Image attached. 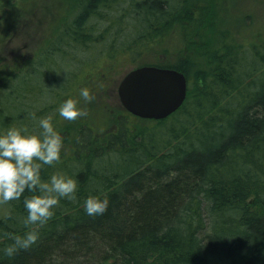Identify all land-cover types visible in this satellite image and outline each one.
<instances>
[{
  "label": "trees",
  "instance_id": "16d2710c",
  "mask_svg": "<svg viewBox=\"0 0 264 264\" xmlns=\"http://www.w3.org/2000/svg\"><path fill=\"white\" fill-rule=\"evenodd\" d=\"M20 1L0 0V26ZM128 1L134 13H144L143 27L153 20L160 27L170 19L163 0ZM110 5L88 0L76 27L93 13L105 15ZM79 27L64 37L80 41ZM226 51L201 57L212 72H200L206 77L200 96L189 92L172 115L185 110L187 102L191 105L192 118L176 134L161 120L157 125L164 124L162 130L143 132L142 139L122 123L105 137L106 145L89 132L69 133L57 123L63 102L52 105L44 95L50 82L46 68L39 65L22 81L0 77V133L17 127L38 134L39 118L52 117L66 135L63 144L72 149L62 151L59 161L42 165L41 178L68 172L78 184L75 198L61 197L42 225L24 222V198L36 193L26 190L20 199L0 203V264H149L151 259L154 264H264V50L253 49L250 58L243 51ZM34 90L40 92L37 99ZM89 196L107 197V211L87 215L84 201ZM28 231L39 233L37 242L8 256L5 247Z\"/></svg>",
  "mask_w": 264,
  "mask_h": 264
},
{
  "label": "rangeland",
  "instance_id": "374dc122",
  "mask_svg": "<svg viewBox=\"0 0 264 264\" xmlns=\"http://www.w3.org/2000/svg\"><path fill=\"white\" fill-rule=\"evenodd\" d=\"M163 1L165 11L170 9L177 13L169 14L170 20L161 22L160 27L155 20L151 22L153 27L151 23L143 27L139 21L144 13H134L130 1L108 0L111 5L102 10L105 15L93 13L84 21L89 24L78 30L82 35L79 41L76 36L67 40L64 34L76 32L79 26L76 27L75 20L88 6V0H21L0 26V77L8 74L21 81L23 77L29 79L41 65L49 71V91L44 93L48 102L55 105L61 99L64 102L72 98L87 111L86 116L76 120L58 116L57 123L69 133L80 130L94 136L90 129L94 128L103 137L116 130L118 119L122 118L124 124L129 121L124 116L126 109L120 99L119 86L133 70L143 66L182 67L187 71L189 92L197 98L198 89L206 81L200 72H212L201 57L227 55L226 47L230 49L229 54L243 51L240 54L247 58L253 56V49L264 50V0ZM124 9L126 12L118 16ZM179 9L185 11L180 13ZM110 10L112 13L108 14ZM186 11H192L191 16H187ZM185 59L190 62L184 63ZM200 61L203 66H198ZM258 64L255 60L253 65ZM83 87L92 92L91 102L80 96ZM34 91L37 99L40 92ZM186 106L179 115L162 120L173 135L185 120L192 118L189 102ZM157 122L131 118L130 126L133 135L139 134L143 139V132L162 130L165 125H157ZM61 136L66 142V135L61 133ZM99 139L105 142L104 138ZM70 148L63 144L62 151L69 153ZM249 201L256 208L254 197ZM154 262L155 259H151L149 264Z\"/></svg>",
  "mask_w": 264,
  "mask_h": 264
},
{
  "label": "clouds",
  "instance_id": "9594fccd",
  "mask_svg": "<svg viewBox=\"0 0 264 264\" xmlns=\"http://www.w3.org/2000/svg\"><path fill=\"white\" fill-rule=\"evenodd\" d=\"M80 96L91 102L94 96L88 87L80 89ZM79 101L66 99L59 106V115L65 120H76L87 115ZM35 118V114H33ZM41 131L31 134L27 128L10 127L0 133V203L20 199L27 190L36 193L24 198L27 210L26 225L44 224L55 213V206L61 197L74 199L77 193V180L63 174H53L49 180L41 178L42 165H51L61 159L63 137L54 126L52 117L39 118ZM109 199L89 196L84 201L87 215H101L107 211ZM39 233L28 231L16 237L13 244L5 247L8 256L19 249H27L37 242Z\"/></svg>",
  "mask_w": 264,
  "mask_h": 264
},
{
  "label": "water",
  "instance_id": "95a60500",
  "mask_svg": "<svg viewBox=\"0 0 264 264\" xmlns=\"http://www.w3.org/2000/svg\"><path fill=\"white\" fill-rule=\"evenodd\" d=\"M124 108L146 120H164L186 102L188 81L174 69L144 66L126 75L119 86Z\"/></svg>",
  "mask_w": 264,
  "mask_h": 264
},
{
  "label": "flooded vegetation",
  "instance_id": "af4514ba",
  "mask_svg": "<svg viewBox=\"0 0 264 264\" xmlns=\"http://www.w3.org/2000/svg\"><path fill=\"white\" fill-rule=\"evenodd\" d=\"M165 7H166V5H165ZM183 10L182 9H179V11L178 12H182ZM185 11V10H184ZM165 13V16H168L169 14H174V13H177V12H175V11H164ZM187 12V11H186ZM191 14H192V11H189V12H187V16H191ZM163 22H168L167 20L166 21H163ZM84 25H85V22H83L82 23V26L81 27H79V30L80 29H82L83 27H84ZM86 34V33H85ZM190 62V59H185V61H184V63H189ZM182 73H184V72H182ZM187 73V71L184 73L185 74V76L187 77V79H188V75L186 74ZM189 80V79H188ZM124 116H127L128 117V122L126 123V126L127 127H129L130 126V119L132 118V119H137L138 117L137 116H135V115H132V113H130L129 111H127V110H125V115ZM123 123V120H122V118H120V119H118L117 121H116V130L117 129H119V126L121 125ZM91 129V131H92V134L94 135L92 138L94 139V141H98V142H102L103 143V145H106V144H108V142H107V140L105 139V137L109 134H107L106 136H101V135H98L97 133H96V130L94 129V128H90ZM113 133V132H112ZM99 138H104L105 139V142H103V140H100Z\"/></svg>",
  "mask_w": 264,
  "mask_h": 264
},
{
  "label": "bare ground",
  "instance_id": "6f19581e",
  "mask_svg": "<svg viewBox=\"0 0 264 264\" xmlns=\"http://www.w3.org/2000/svg\"><path fill=\"white\" fill-rule=\"evenodd\" d=\"M177 1H178V0H177ZM179 1H180V0H179ZM196 2H197V1H196ZM141 17H142V16H141ZM161 18H162V17H161ZM175 18H176V17H175ZM104 20H106V19H104ZM166 20H170V19H166ZM106 25H107V24H106ZM108 27H109V26H108ZM113 28H114V27H113ZM115 29H116V28H115ZM115 29H114V30H115ZM148 31H149V30H148ZM148 31H147V32H148ZM175 31H176V30H175ZM115 32H117V31H115ZM234 43H235V42H234ZM132 115H133V114H132ZM138 118H139V117H138ZM166 128H167V127H166Z\"/></svg>",
  "mask_w": 264,
  "mask_h": 264
}]
</instances>
